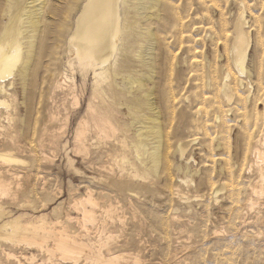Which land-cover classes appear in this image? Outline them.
Here are the masks:
<instances>
[{"label": "rangeland", "instance_id": "rangeland-1", "mask_svg": "<svg viewBox=\"0 0 264 264\" xmlns=\"http://www.w3.org/2000/svg\"><path fill=\"white\" fill-rule=\"evenodd\" d=\"M65 1L69 2L71 0ZM146 1L148 0H142L141 2L145 4ZM132 2L135 3L136 1L127 0L129 5H132ZM59 6L62 7L63 5ZM141 8L137 9L134 20L137 26H146L154 35L155 42L152 46L146 48L147 53L144 51L143 54L145 61L151 65V68L141 66L139 58L131 53L128 55L129 61L126 69L129 68L137 75V78L144 72L151 71V78L144 81V88L152 90L151 99L154 102L153 107H156L154 111H158L157 120L160 123L164 144L161 149V160L158 167L154 169L148 166L149 175L144 181L158 191L154 195V202L157 203H155L154 208L152 207V210L153 214L160 217L162 223L164 222L162 225L165 224V230L162 229L163 226L154 225L151 217L145 215L146 205L147 207L153 206L154 203L148 205L146 195L143 192L141 193L134 185L129 186L130 190L119 188V191L115 185L110 184L111 181L115 182L127 178L126 176L132 169L131 162L135 163L140 169H145V165L140 164L141 158L143 159L140 152L134 151V146L131 143L122 149L119 143L106 141L95 130L87 132L86 140L77 141L75 139V127L84 113L88 102L87 97L90 94V92L87 93V91H90L89 80L87 82L88 88L82 98V109L74 111L71 108L72 100L70 99L65 104L58 101V105L53 108L54 111L58 112V115H56L58 119L53 122L54 128L40 130L38 120L43 114L38 113L39 115H37L40 99L39 86L35 89L33 81L27 93L22 94L19 81L15 79L12 89L15 95L7 99L9 106L0 105V115L2 114L0 117V151H8L14 147L15 155L23 159L24 162L10 163V165L0 162V200L2 201H0V204L6 210L8 209V212L9 209L10 213L13 211L11 215H22L23 221H25L23 218L27 221L38 214H45L49 221H60L64 225L70 226V229L68 228L70 231L79 232L80 235H90L89 238L94 239L93 241L103 242L104 240L103 250L105 254L124 253L139 258L143 254L140 258L142 263L139 264H264V196L253 193L252 195L256 199L262 197L261 202H257L258 204L256 203L252 209L246 210L242 202L245 203L250 190L249 188L245 190V187H248L246 184H249L250 180L253 184L252 177L254 175L252 171L249 172V175L243 172L240 179L242 171L239 172L242 163L241 148L243 144L240 131L241 126L244 125V116H250L251 113V119L255 118V122H257L255 123L257 129L255 124L253 127L250 126V132L253 136H257V134L260 136L264 129V0H158L157 6L153 8L147 6ZM244 8L246 9L244 13L246 17L245 30L251 38L249 56L245 62L248 73L245 76L238 73L231 60V47L234 36L233 25ZM148 15H150V18ZM138 18L139 20H137ZM135 49H138V47H135ZM226 73L233 76V78L230 76L227 78V82L229 81L228 83L233 91L230 101L222 91V83ZM76 80L79 93L81 80L83 79L78 69H76ZM240 80L243 82L242 85ZM119 82L121 84L124 82L123 87H126L124 80L120 79ZM45 84L43 86L46 88L48 82ZM235 90L237 92L234 93ZM253 103H255V106ZM135 108L143 113L146 111V116L152 113L150 107L142 103L136 105ZM242 108L244 111H242ZM121 110L125 111L126 106H121ZM238 111L240 112L238 113ZM6 112L11 114L10 117L13 118V121L10 120L9 122ZM16 112H18V115ZM66 115L70 117L69 125L65 121L64 116ZM129 117L126 115L127 120L130 121L132 118ZM21 119H24V123L27 120L29 125L27 123L25 125ZM261 123L263 125L262 129ZM33 124L37 127H32ZM134 125L135 123H132L131 130ZM26 127L32 129L31 131L36 135L32 137L33 133L31 132L30 135V129H26ZM106 142H108V145ZM166 143H169V146H166ZM178 144H183L185 147L183 157H180L177 152ZM16 150L19 152L18 154ZM31 151L33 152L31 153ZM91 152L93 154L96 152V155L94 154L96 157H92ZM37 153L38 155L35 156ZM87 157L89 158L86 159ZM122 157H124L123 161ZM38 163L40 169L37 168L36 164ZM119 163L124 168L122 175H126L125 177L120 175ZM110 168H112V172L108 170ZM16 170L18 171L16 172ZM22 173H25L27 179ZM245 176H251L252 179L249 177L246 179ZM87 178H89V181ZM22 180L23 186L21 184ZM233 180L235 183H232ZM240 181L244 183L238 184ZM88 183L91 184V187L89 186L91 189L88 188ZM93 183L96 184L93 185ZM92 185L93 188L96 187V191L92 189ZM100 187L105 188V190H100ZM234 187L236 188L234 189ZM113 189L117 192H113ZM163 189L166 190V193L163 192ZM215 189L219 190L216 195L214 193ZM233 190H238L239 193L236 192L238 198L241 196L244 200L240 197L241 203L237 215L241 216L240 214L246 213L244 220L240 221V218H237L240 224H238L239 227L237 225V229H233L236 233L229 230L230 222H228L227 216L228 200L233 195L237 197V194L230 196ZM90 191L98 201L95 208L97 220L94 224H86L87 226L84 228L82 215L76 210L73 201L86 197V194ZM135 191L139 192L135 193L136 199L132 198L134 197L132 192ZM117 193L119 199H117V196L114 198ZM140 193L142 196L138 195ZM176 193H179L178 197ZM124 194L125 196H123ZM169 194H171L170 197ZM77 195L80 196L77 197ZM164 197H166L165 202L163 201ZM139 198H142V201ZM122 199L123 201L120 203L119 201ZM111 201L113 204L110 206L109 202L111 203ZM136 202L140 203L137 204ZM161 204L163 206H160ZM54 207H56V210ZM126 208H130V212ZM110 209L114 212L115 219L113 216L111 217ZM63 210H66V213ZM68 210H70V213L67 212ZM121 210L123 213H121ZM155 210L156 212L157 210L162 212L160 215H165V218L161 219L163 216H160ZM55 216L56 219L53 220ZM105 221H107V224H105ZM113 221L114 225L112 224ZM68 223L72 224L69 225ZM130 224L131 227H129ZM107 225H109V229ZM153 225L156 228L159 226L161 232L158 228L153 230ZM105 228L108 230L106 229V231ZM115 230L116 232H114ZM155 230L157 234L159 233L158 235L163 234L164 231L165 234L157 238L158 235L155 234ZM215 230L217 231L216 234L214 233ZM154 231L155 233H153ZM106 235L107 237H104ZM166 237L170 238L168 239L169 243ZM153 241L156 243H152ZM6 242L0 241V264H15L12 258L8 259L4 254L7 251L16 256L18 255V257H21L22 254L27 257L33 255L34 258L25 260V264H57V262H61L58 257H53L47 251L45 252V249L42 252H40L41 249L37 248H28L30 250H27L24 244L18 245L9 242L10 245H6ZM141 247L142 250H139ZM20 251H23V253ZM161 251H163V254L166 252L164 258L160 255L162 254ZM148 261L149 263H147ZM151 261L152 263H150ZM119 264L132 263L126 261Z\"/></svg>", "mask_w": 264, "mask_h": 264}, {"label": "bare ground", "instance_id": "bare-ground-1", "mask_svg": "<svg viewBox=\"0 0 264 264\" xmlns=\"http://www.w3.org/2000/svg\"><path fill=\"white\" fill-rule=\"evenodd\" d=\"M135 1H136L135 3L132 2L133 4H135L133 6V4L129 5L127 3V0H71L69 2H67L65 0H0V105L9 106V102L7 99L10 97H13V95H15L14 91H12L13 86L15 84V79H18V81H19V85L21 86L20 91L22 92V94L27 93L28 88L31 85V82L34 81L35 89L38 86L40 89V95H39L40 99L38 101L39 106H38V110H37V115H39L38 113L43 114L40 119L38 117V119H39L38 120L39 124L37 122L38 128L40 130L51 129V128H54L53 127L54 120L58 119V118H56V115H58V112L53 110V108L56 105H58L57 104L58 101H62V103L65 104L66 101H68L70 99V100H72V103L70 102L72 104L71 108L74 111L75 110L78 111V109H80V108L82 109V98L84 97L85 91L88 88L87 82L89 80L90 81V91H87V93L90 92V94H88L89 97H87L88 102H87V105L85 106L84 113L81 115V118L78 120L77 125L75 127V132H74L75 133V139L77 141L86 140L87 139V132L90 130H93V131L95 130V131H98L100 133V137L105 138L106 141L108 140V141H113V142L119 143L121 146L120 148H122V149L125 148L129 143H131V145L134 146V151H136L138 153L140 152L141 157H143V159L141 158L140 164L143 163L145 165V169L144 168L140 169L139 167L136 166L135 163L131 162L132 169H131L130 173L126 176V175H122L123 174L122 171H124L123 170L124 168H123L122 164L119 163L118 167H119L120 175H122L123 177L126 176L127 178H125L123 180H118L115 182L111 181L110 184L115 185L117 187V189H119V188L124 189L125 188L127 190H130L129 186L134 185L138 190H140L141 193L143 192L144 195H146V202L148 203V205L151 204L152 202L154 203V204L152 203L153 206L150 205L151 208H150V206L147 207V205H146V207L144 206L146 208V211H144L145 215H149L151 217V221L154 225L163 226L162 224L164 222L162 223V221L160 220V217H158L157 215H154L153 210H152V207L154 208L155 203H157L156 201L154 202V195H156L158 193V191L156 189H153L148 182L144 181V179H146L149 175V172L147 171V167L151 166L150 168H154V169H156L158 167V164L161 160V151H162L161 149H162V146L164 144L160 123L157 120L158 111H156V112L154 111V109L156 107H153L154 102L151 99L152 98L151 97L152 90L149 88H146V87L144 88V81L151 78V76H150L151 71L150 72L146 71L139 78H137V75H135L129 68L126 69L128 67L127 62L129 61L128 55L131 53H133L136 57L139 58V63L141 64V66H146L148 69L151 68V65L147 61H145L143 54L146 52L145 51L146 48H149L155 42L154 35L152 34L151 30L149 28H147L146 26L145 27L144 26H137V23L134 19H135V16L137 15L136 12H137V9H139V7L141 8V7L147 6L149 8H153V7L157 6L158 0H148V1H146L145 4L141 2L142 0H135ZM59 5H63V6L61 7ZM245 10L246 9L244 8L239 13V15L237 16V18L234 22V25H233L234 36H233V42H232V47H231V60H232L233 66L236 68V70L238 71L239 74L244 75V76L248 73V70L246 69V66H245V62L248 59L249 50H250V46H251L250 35L245 30V27H246L245 26L246 17L244 15ZM148 17L150 18V15H148ZM137 20H139V18ZM139 22L141 23V21H139ZM147 33H149V35H147ZM135 47L136 48L138 47V49H135ZM76 69H78L79 74L83 79V80H81L82 83H81V89H80L79 93L77 91L78 85H77V80H76ZM231 75H232V73H231ZM258 75H259V73H258ZM229 76H230V74L226 73L224 80H223V83H222V91L224 93V96L227 97L228 101H230L232 99V96H233V91H232L231 85H229V83H228L229 81L227 82V78ZM230 77L233 78V76H230ZM120 79H122L126 82V87H123L124 82H122V84L119 82ZM242 81H243V79H242ZM242 81L240 80L241 85L243 83ZM46 82H48V84L45 88L43 85H46L45 84ZM230 82H231V78H230ZM135 84H136V86H134ZM235 92H237V91L235 90L234 93ZM44 97H46L45 100H43ZM251 101L253 102V100H251ZM140 103L144 104L147 107H150L152 113L149 116L148 115L146 116V114H147V113L145 114L146 111L143 113V112L138 111L135 108V106L140 104ZM253 104L255 106V103H253ZM123 105L126 106L125 111L121 110V106H123ZM232 108H234V107L232 106ZM234 109H236V108H234ZM28 110H29V108H28ZM242 111H244L243 108H242ZM28 112H31V111H28ZM239 112L240 111H238V113ZM16 113L18 115V112H16ZM235 113H236V111H235ZM1 115H0V117H1ZM10 115L11 114L9 112H6V117L9 120V122H10V120L13 121V118L10 117ZM126 115L130 116L132 119L130 121L127 120ZM256 115H257V113H256ZM241 116L243 117V114ZM22 117H23V115H22ZM64 117H65V121H66L67 125H69V122H70L69 115H66ZM73 117H74V115H73ZM242 117H241V119H242ZM251 118H252L251 113H250V116H248V115L244 116V121H243L244 125L241 126V124H240V126L242 127L241 131H240V135H241V139H242L241 142L243 143L242 148L240 147L241 153H242V163L240 165L241 167H239V169H240L239 172L242 171L240 174V179H241V175L243 174V172L248 173V175H249V172L252 171V173L254 175L252 177L254 180L253 184L251 183V180H250L249 184L245 183L248 186V187H245V190L247 188H249V190H250V194H248V197H246L247 199H245V203L242 202V204L246 210L252 209L257 202H261L260 199L262 197H259L258 199H256L253 197V195H252L253 193H258L259 195L264 196V129H263V132H261L260 136H258V134H257V136H253L250 132V130H251L250 126L253 127L254 124L257 122H255V118L254 119H251ZM259 119H261V118L259 117ZM1 120H3V119H1ZM21 120L23 122L24 119H21ZM36 120H37V118H36ZM33 121H35V120H33ZM263 121H262V123H263ZM3 123H4V121H3ZM26 123L28 124L27 120L24 124L26 125ZM132 123H135V125H134V128L131 130L130 127L132 126ZM262 123H261V129L263 126ZM34 124L32 125V127L34 126ZM25 125H24V127H25ZM28 128L26 127V129H28ZM255 128H256V124H255ZM26 129H25V131H26ZM31 130L32 129H30V135L33 133V131H31ZM23 132H24V128H23ZM35 135L36 134L33 133L32 137H34ZM7 136H9V135H7ZM1 139H2V137H1ZM30 139H31V136H30ZM7 140H5V141H7ZM97 141H98V139H97ZM28 143H29V141H28ZM79 143H83V142H79ZM99 143H101V141H99ZM101 144H103V142ZM106 144L108 145V142H106ZM167 145L169 146V143H166V146ZM97 147H99V146H97ZM14 150H15L14 147H12V149H9L8 151H0V162L2 164H5V165H10V163H22V162H24L23 159H21L15 155L16 153ZM88 150H89V148L87 149V151ZM25 152H27V151H25ZM32 152L33 151H31V153ZM177 152L179 153L180 157L184 156L185 147L183 144L177 145ZM18 153L19 152L17 151V154ZM108 153H106V154H108ZM94 154L92 155V157L96 155V154L95 155ZM37 155H38V153L35 156H37ZM88 158L89 157H87L86 159H88ZM123 158L124 157H122V161H123ZM91 161H93V160H91ZM36 165H37V168H39V163ZM86 165H88V164H86ZM232 167H233V165H232ZM9 168H11V167H9ZM103 168H104V165H103ZM112 168H113V166H112ZM112 168H110L108 170L110 172H112ZM235 168H236V166H235ZM18 170H16V172ZM125 170H126V168H125ZM7 172H8V168H7ZM33 172H35V171H33ZM22 174L26 178L25 173H22ZM31 174H32V172H31ZM116 175H117V173H116ZM232 175H233V172H232ZM92 176H94V175H92ZM96 176H98V175H96ZM237 177H239V176H237ZM247 177L252 179L251 176H247ZM247 177H246V179H247ZM20 178H21V176H20ZM20 178H19V180H20ZM87 179L89 181V178H87ZM95 179H96V177H95ZM240 179H238V180H240ZM31 180H32V178H31ZM22 182H23V180L21 181V184L23 186ZM232 183H235L234 180ZM243 183L244 182H242V181L238 182V184H243ZM95 184L96 183H93V185H95ZM93 185H92V189L95 190L96 187L93 188L94 187ZM210 185H212V184H210ZM38 186H39V184H38ZM89 186L91 187V184L89 185V183H88V188H89ZM212 186H211V188H212ZM236 187H237V189H239L238 186H236ZM236 187H234V189ZM168 188H169V186H168ZM89 189H91V188H89ZM100 190H105V188L103 189V187H100ZM241 190H242V188H241ZM115 191L113 189V192H115ZM119 191H120V189H119ZM165 191L166 190L163 189V192H165ZM218 191H219L218 189H215V192H214L215 195L218 193ZM237 191L233 190L231 192L230 196H232L233 194L236 195ZM171 192H172V190H171ZM124 193H126V192H124ZM132 193H133L132 196H134L132 198L136 199L135 193H139V192L135 191ZM141 193L138 195H141ZM238 193H239V191H238ZM171 194H169V197ZM176 194L178 197L179 193H176ZM5 195H6V193H5ZM117 195H118V193L116 195H114L115 196L114 198H116ZM167 195H168V193H167ZM79 196L77 195V197H79ZM82 196H83V194H82ZM94 196H93V193H91V191H90L86 194V197L81 198L77 201H73L76 210H78L80 212V214L82 215V222L84 223L83 224L84 228H85V226H87L86 224H88V223L94 224L97 220L95 208L98 204V201H97V198H95ZM123 196H125V194ZM195 196H198V195H195ZM117 197H118L117 199L120 198L119 196H117ZM166 197H164V199ZM240 197L238 198V194H237V197L233 195L230 198V200H228L229 201V207H228L227 216H228V220H229L228 222H230V224H229L230 226H228V227H230L229 230H231V231L235 228L237 229V225L240 224V221L244 220V218H245L246 213L240 214L241 216L237 215V213L239 211V204L241 203V199H242V197H241V199H240ZM99 198H100V196H99ZM139 199H141V201H142V198H139ZM164 199H163V201L165 202L166 199L165 200ZM197 199H199V198H197ZM169 200H170V198H169ZM122 201H123V199L119 202L121 203ZM46 202H47V200H46ZM126 202H125V204H126ZM14 203H15V201H14ZM139 203H137V204H139ZM262 203H263V201H262ZM109 204L111 206V204H113L112 201H111V203L109 202ZM123 204H124V202H123ZM162 204L160 206H163ZM11 205H12V203H11ZM46 205H47V203H46ZM5 206H6V204H5ZM140 206H141V204H140ZM112 207H114V206H112ZM30 208H32V207H30ZM35 208H37V206H35ZM35 208H34V210H35ZM55 208L56 207H54V209ZM61 209H62V207H61ZM117 209H118V205H117ZM129 209L126 208V210H128V211H129ZM157 209H158V207H157ZM7 210H6V208H4L2 206V204H0V241L1 242L7 241L8 243L6 242V245L9 244V242L12 244H18V245L24 244V245H26L27 250H30L28 248H37V249H41L40 252H42V250L45 249V252L47 251L53 257L54 256L58 257V259L61 262H57V264H89V263H93V264H119L121 262H126V261H130L132 264L142 263V259L140 261V258H141V255H143V254L140 255V258L138 256H134L132 254H124V253L105 254L104 250H103L104 245H105V243H103L104 240H103V242L93 241L94 239L92 240V238H89L90 235L89 236L88 235L87 236L86 235H80V234H78L79 232L76 233L74 231L68 230V228L70 229V226L68 227V225H64V223H61L60 221L54 222L55 221L54 219H56V216H55V218H53L54 221H49L46 218L45 214H41V215L38 214L39 216L37 215V216L32 217L30 219L28 218L29 220H27V221L25 218H23L25 220V221H23L22 215H11L13 211H11V213H10V209H9V212ZM46 210H47V208H46ZM141 210L143 212L142 207H141ZM141 210H140V212H141ZM63 211L65 212L66 210H63ZM69 211L70 210H68L67 212H69ZM158 211L159 210H157V212ZM49 212H50V210H49ZM54 212H56V211H54ZM118 212H120V211H118ZM155 212H156V210H155ZM27 213H29V212H27ZM109 213H110L111 217L114 215L113 214L114 212H112L111 209L109 210ZM115 213H117V212H115ZM121 213H123L122 210H121ZM158 213L160 215L162 212H158ZM52 214H54V213H52ZM54 215H53V217H54ZM106 216H107V214H106ZM160 216H163V215H160ZM47 217H48V215H47ZM70 217H71V215H70ZM111 217H110V219H111ZM135 217H136V214H135ZM150 217H148V219H150ZM26 218H27V216H26ZM100 218H101V216H100ZM116 218H117V216H116ZM144 218H147V217H144ZM164 218H165V215L163 216V218L161 217V219H164ZM237 218H240L239 222L237 221ZM114 219H115V217H114ZM167 219H168V217H167ZM64 220H63V222H64ZM151 221H149V222H151ZM105 222H106L105 224H107V221H105ZM141 222H142V220H141ZM72 223H70V224H72ZM152 223H151V225H152ZM65 224H66V222H65ZM112 224L114 225V221ZM109 225H107L108 229H109ZM154 225H153V230H154V228H156V227H154ZM103 226H102V228H103ZM164 226H165V224H164ZM120 227H121V225H120ZM129 227H131V224L129 225ZM133 227H134V225H133ZM163 227H162V229L165 230L166 227H164V228ZM238 227H239V225H238ZM72 228H73V226H72ZM115 228L117 229L116 226H115ZM78 229H79V226H78ZM97 229H98V227H97ZM106 229L107 228H105V230ZM113 229H114V227H113ZM135 229H136V227H135ZM149 229H150V227H149ZM105 230H104V232H105ZM119 230H121V229H119ZM140 230H142V229H140ZM158 230H159V232H161L159 228H158ZM168 230L169 229L167 228V231ZM155 231L153 233H155ZM114 232H116V230ZM233 232L236 233L235 230H233ZM80 233H81V229H80ZM145 233H146V231H145ZM214 233L216 234L217 231L215 230ZM234 233H233V235H234ZM100 234H101V232H100ZM100 234H98V235H100ZM109 234H111V233H109ZM148 234H149V232H148ZM155 234L158 235L159 233L157 234V231H156ZM163 234H165V231ZM163 234H161V235H163ZM161 235H158L157 238L161 237ZM147 236H149V235H147ZM147 236H146V239H147ZM168 236H169V234H168ZM104 237H107V235ZM128 237H127V239H128ZM131 237H132V235H131ZM168 239H170V238H167V240ZM129 241H130V239H129ZM152 243H156V242L153 241ZM168 243H169V240H168ZM168 243L166 242V245ZM170 243H171V241H170ZM12 246L14 247V245H12ZM132 246H134V245L132 244ZM114 248H116V247H114ZM144 248H145V246H144ZM10 249H12V248L10 247ZM133 250H134V247H133ZM139 250H142V247ZM35 251H36V249H35ZM159 251H160V249H159ZM164 251H165V249H164ZM15 252H17V251H15ZM20 252L23 253V251H20ZM161 252H162V254H160V255H162L163 256L162 258H164V254L166 252H164V254H163V251H161ZM167 253H169V252L167 251ZM0 254H1V251H0ZM4 254L6 255V257L8 259L12 258L14 260L15 264H25V260L34 258L33 255H31L30 257H27L25 254H22L21 257H18V255L16 256L15 254L10 253L8 251L6 253L4 252ZM37 254L39 255V253H37ZM40 255L42 256L41 253H40ZM172 255H173V253H172ZM56 257H55V259H56ZM165 259H166V256H165ZM53 262H55V261H53ZM39 263H40V261H39ZM143 263H145V262H143ZM147 263H149V261ZM150 263H152V261ZM7 264H9V263H7Z\"/></svg>", "mask_w": 264, "mask_h": 264}]
</instances>
